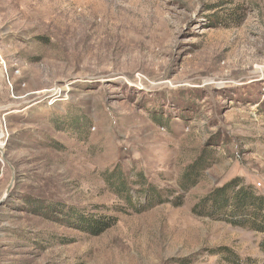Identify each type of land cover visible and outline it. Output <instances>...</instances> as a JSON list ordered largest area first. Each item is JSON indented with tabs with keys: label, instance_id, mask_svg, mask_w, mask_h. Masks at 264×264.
<instances>
[{
	"label": "rangeland",
	"instance_id": "obj_1",
	"mask_svg": "<svg viewBox=\"0 0 264 264\" xmlns=\"http://www.w3.org/2000/svg\"><path fill=\"white\" fill-rule=\"evenodd\" d=\"M233 178L264 194V0H0V264H264L202 214Z\"/></svg>",
	"mask_w": 264,
	"mask_h": 264
},
{
	"label": "trees",
	"instance_id": "obj_2",
	"mask_svg": "<svg viewBox=\"0 0 264 264\" xmlns=\"http://www.w3.org/2000/svg\"><path fill=\"white\" fill-rule=\"evenodd\" d=\"M200 161L201 159L199 163ZM196 164H198V160L188 167L185 177L190 172H196L197 174L200 168ZM107 182H110L112 188L119 194H121L119 191H124V187H126L125 179L119 173L112 172L107 177ZM149 186L141 190L147 194V203H152L159 197V194L154 188ZM201 201L202 205L205 206L202 214L217 217L234 226L249 228L264 235V194L257 193L251 185H245L239 179L233 178L216 187ZM109 224L112 223H109L108 220L99 219L95 220L92 226L99 228L100 225L108 226ZM259 247L264 253V237L260 240ZM228 254L229 252L225 255V258L229 262L237 263L235 255Z\"/></svg>",
	"mask_w": 264,
	"mask_h": 264
}]
</instances>
